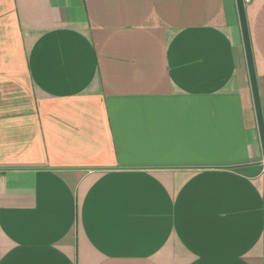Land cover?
<instances>
[{
	"label": "crops",
	"instance_id": "0c3cea01",
	"mask_svg": "<svg viewBox=\"0 0 264 264\" xmlns=\"http://www.w3.org/2000/svg\"><path fill=\"white\" fill-rule=\"evenodd\" d=\"M261 161L235 0H0V264H264Z\"/></svg>",
	"mask_w": 264,
	"mask_h": 264
},
{
	"label": "water",
	"instance_id": "95a60500",
	"mask_svg": "<svg viewBox=\"0 0 264 264\" xmlns=\"http://www.w3.org/2000/svg\"><path fill=\"white\" fill-rule=\"evenodd\" d=\"M235 5L238 15L239 26H240L243 50H244L246 67L248 72L249 85H250L253 108H254L256 124H257L259 144L262 154L261 164L264 166V119L262 113L260 94L258 90L257 77L254 68L249 32L247 27L245 5L243 3V0H235Z\"/></svg>",
	"mask_w": 264,
	"mask_h": 264
},
{
	"label": "built area",
	"instance_id": "2783aa9c",
	"mask_svg": "<svg viewBox=\"0 0 264 264\" xmlns=\"http://www.w3.org/2000/svg\"><path fill=\"white\" fill-rule=\"evenodd\" d=\"M244 5L249 3V0H243Z\"/></svg>",
	"mask_w": 264,
	"mask_h": 264
}]
</instances>
